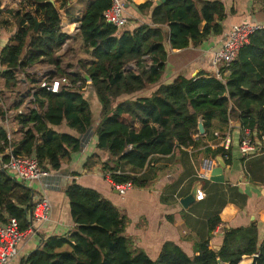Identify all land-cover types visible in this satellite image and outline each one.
Returning <instances> with one entry per match:
<instances>
[{
	"label": "trees",
	"instance_id": "16d2710c",
	"mask_svg": "<svg viewBox=\"0 0 264 264\" xmlns=\"http://www.w3.org/2000/svg\"><path fill=\"white\" fill-rule=\"evenodd\" d=\"M53 1L19 0L15 7L4 8L0 0V35L10 38L0 53V65L5 68L0 77L5 87H15L19 73L38 63L55 66V75L68 77L72 85L54 93L41 87L40 80L31 79L37 109L20 123L35 122V126L23 132L18 143L9 140L8 132L0 126V152L10 147L14 155L35 154L43 168L58 171L66 159L81 151L82 141L56 132L52 126L66 122L78 134H86L94 124L90 88L100 106V117L94 132L97 151L87 157L84 169L93 171L101 166L104 177L116 185L131 182L137 188L147 187L157 175L151 166L154 156L174 157L185 154L184 149L203 146L204 136L198 132L201 116L206 133L214 119L228 123L237 118L243 129L264 136V29L252 34L240 49L226 82L214 75L184 74L162 82L170 47H198L208 37L223 33L228 12L222 1L167 0L159 5L158 0H126L138 16L150 20L136 28H118L106 20L104 13L113 0ZM75 4H84V8L80 32L71 36L63 31L62 23L65 16L74 17ZM71 38L80 41L81 54L93 59H79L75 72L74 63L63 68L60 54ZM150 86L156 88L142 95ZM210 153L231 163V152L224 148H205L191 157L196 160ZM35 193L15 175L0 169V221L16 217L24 229L27 215L36 205ZM65 194L75 229L69 236L42 240L21 264H239L245 255H258L257 264H264V240L259 243L255 223L227 229L217 251L210 246V239L222 221L214 214L208 221L209 237L194 245L193 256L168 241L152 258L134 248L125 235L128 218L98 191L73 181Z\"/></svg>",
	"mask_w": 264,
	"mask_h": 264
},
{
	"label": "crops",
	"instance_id": "0c3cea01",
	"mask_svg": "<svg viewBox=\"0 0 264 264\" xmlns=\"http://www.w3.org/2000/svg\"><path fill=\"white\" fill-rule=\"evenodd\" d=\"M18 1L1 0L4 8H13ZM220 1L225 4L228 12L223 23V33L208 37L198 47L193 45L184 49L170 47L162 82L172 81L179 74L188 77L215 76L211 53L222 46L231 26L246 21L264 22L263 0ZM83 6L84 4L77 6L74 17L65 16L68 19L65 27V21L62 23L65 33L71 36L79 34V20ZM126 9L130 18L137 20L134 21L132 28L139 26L138 19L143 20V23H150L149 18L138 16V13L128 3ZM9 39V35L5 33L0 35V53ZM77 41L78 46L74 38L69 39L60 52L64 58L63 68L67 67L70 62L76 64L73 72L77 70L79 59L93 60L81 54V44L79 40ZM4 69L0 65V71ZM56 73V67L53 65L35 64L19 73L18 83L12 88H6L4 80L0 77V94L5 111V114L0 116V126L12 135L11 140L18 143L23 132L35 126V122H30L26 126L20 123V119L37 109L31 79L35 78L41 82L45 77L57 78ZM230 73V70L226 72L224 82ZM155 88L156 86L148 87L142 95L150 94ZM88 95L94 113L93 134L90 137L78 134L66 122L52 126L56 132L79 137L82 141V149L73 153L70 160L66 159L58 171H50V177L26 183L35 190V196L48 195L52 204V213L50 220L43 225L40 236L23 242L20 255L9 264H21L22 259L42 240L51 236H69L70 232L75 229L70 204L65 194L66 186L73 181L98 191L104 198L111 201L128 218L125 235L131 239L134 248L146 251L152 258L158 256L162 246L168 241L176 243L188 255L193 256L195 254L194 245L201 240L208 239V221L217 213L222 222L212 232L210 239V246L215 250L221 249L227 229L249 227L253 223L258 227L259 243L263 242L264 148L260 147L257 153L247 159L242 155L240 142L243 128L234 125L239 119L235 118L228 123L214 119L209 132L203 135L204 145L197 150L184 149L185 154L177 153L174 157L172 155L154 156L151 166L155 168L156 178L147 187H133L126 194L121 195L114 187V183L104 177L101 166H97L93 171L84 169L87 157L97 151L94 132L100 117V106L94 90L88 89ZM21 100L22 104L17 107V103ZM227 134L231 137L228 149L224 147V138ZM205 148L213 151L217 148H224L231 152V163L226 164L224 169L225 182L211 180L209 166H218L216 160L218 156L214 158L210 153L208 156L201 154L196 160L191 157L193 152ZM12 154V148L9 147L0 152V158L10 159ZM9 172L14 175L12 171ZM199 192L203 193V199H198ZM244 260H247L246 264H251L252 256H243L239 264Z\"/></svg>",
	"mask_w": 264,
	"mask_h": 264
},
{
	"label": "built area",
	"instance_id": "2783aa9c",
	"mask_svg": "<svg viewBox=\"0 0 264 264\" xmlns=\"http://www.w3.org/2000/svg\"><path fill=\"white\" fill-rule=\"evenodd\" d=\"M126 7V1L113 0L112 6L104 13L106 20L118 28L128 26L131 18ZM262 29H264V22L257 21H246L231 26L222 46L211 53V61L217 78L225 79V74L229 71L231 63L237 58L240 49L249 43L252 34ZM40 86L58 93L63 86L71 87L72 85L68 77L53 79L45 77ZM8 139H12L10 133H8ZM230 143L231 137L227 134L224 138V147L228 149ZM260 147L264 148V136L259 138L256 130L244 128L240 142L242 155L249 158L257 153ZM0 169L12 171L19 180L25 183L41 181L50 177L51 174L48 169L40 165L35 154L29 156L12 154L7 161L0 158ZM114 187L121 195H124L134 186L131 182H128L114 184ZM203 198V193L199 192L198 199ZM34 199L36 205L27 215V226L24 229L21 227L20 220L16 217H8L5 222L0 221V264H9L16 259L20 255L22 243L39 237L43 225L50 220L52 204L48 195L39 194Z\"/></svg>",
	"mask_w": 264,
	"mask_h": 264
},
{
	"label": "water",
	"instance_id": "95a60500",
	"mask_svg": "<svg viewBox=\"0 0 264 264\" xmlns=\"http://www.w3.org/2000/svg\"><path fill=\"white\" fill-rule=\"evenodd\" d=\"M166 1L167 0H158L157 3L160 5ZM51 2H54V1L51 0ZM38 27H39V23H37V25H36V28H35L36 31L38 30ZM79 29H80V27H79ZM84 75L87 77L88 80H90V77L87 74L84 73ZM234 125L241 126V123L238 120L237 122L234 123ZM198 132H199V135H201V136L206 134V128L204 126L202 116L199 118V121H198ZM92 134H93V126H91L89 128V130L87 131V133L84 136L90 137ZM216 160L218 161V166H216V167H212V165L209 166V169L211 171V180L215 181V182H222L223 183V182H225L224 169L226 168V163H225L223 157H221V156H218L216 158ZM257 260H258V255H253L251 264H257Z\"/></svg>",
	"mask_w": 264,
	"mask_h": 264
},
{
	"label": "rangeland",
	"instance_id": "374dc122",
	"mask_svg": "<svg viewBox=\"0 0 264 264\" xmlns=\"http://www.w3.org/2000/svg\"><path fill=\"white\" fill-rule=\"evenodd\" d=\"M89 0H85V2H88ZM126 1V0H125ZM127 2H128V0H127ZM81 6L83 5V4H80ZM79 4H75L74 5V7H73V10H74V14L76 13V9H77V6H80ZM68 19L67 18H63V22L65 21V24H64V27L66 26V21H67ZM70 20V22H71V19H69ZM134 21H137V20H135V19H131L130 20V23H129V27H131L133 24H134ZM138 24L139 25H141V24H143V20H141V19H138ZM74 41L76 42V46H78L79 45V42L76 40V39H74ZM80 49V48H79ZM75 50V49H74ZM79 51V50H78ZM77 54H78V52L76 53V55L75 56H77Z\"/></svg>",
	"mask_w": 264,
	"mask_h": 264
}]
</instances>
